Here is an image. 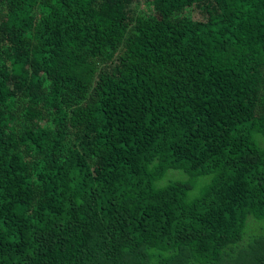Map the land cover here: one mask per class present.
<instances>
[{
	"label": "trees",
	"instance_id": "obj_1",
	"mask_svg": "<svg viewBox=\"0 0 264 264\" xmlns=\"http://www.w3.org/2000/svg\"><path fill=\"white\" fill-rule=\"evenodd\" d=\"M0 264H264V0H0Z\"/></svg>",
	"mask_w": 264,
	"mask_h": 264
},
{
	"label": "rangeland",
	"instance_id": "obj_2",
	"mask_svg": "<svg viewBox=\"0 0 264 264\" xmlns=\"http://www.w3.org/2000/svg\"><path fill=\"white\" fill-rule=\"evenodd\" d=\"M195 17H199V15H197V13L195 12ZM170 179H183L184 175L181 172L178 171H171L170 173Z\"/></svg>",
	"mask_w": 264,
	"mask_h": 264
}]
</instances>
